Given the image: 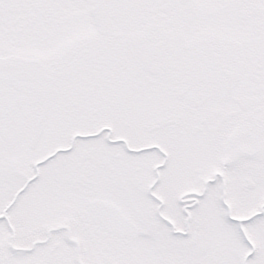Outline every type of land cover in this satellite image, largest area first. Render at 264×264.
<instances>
[{"label": "snow or ice", "instance_id": "1", "mask_svg": "<svg viewBox=\"0 0 264 264\" xmlns=\"http://www.w3.org/2000/svg\"><path fill=\"white\" fill-rule=\"evenodd\" d=\"M0 264H264V0H0Z\"/></svg>", "mask_w": 264, "mask_h": 264}]
</instances>
